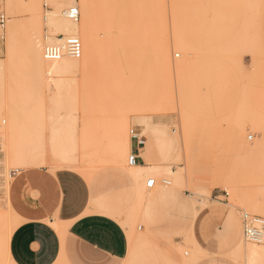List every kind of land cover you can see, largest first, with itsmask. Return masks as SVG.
Segmentation results:
<instances>
[{
  "label": "rangeland",
  "instance_id": "obj_1",
  "mask_svg": "<svg viewBox=\"0 0 264 264\" xmlns=\"http://www.w3.org/2000/svg\"><path fill=\"white\" fill-rule=\"evenodd\" d=\"M4 1L0 0V12L7 18L6 25L12 16L25 24L19 35L24 47L35 33V27L26 25L25 0H13L11 14ZM39 1L40 33L46 36L51 30L43 17L50 11V2ZM95 1L100 12L111 0ZM150 1L152 11L149 4L146 9L143 4L139 12L134 9L137 25L125 30V42L116 47V58H110L111 45L110 50L101 47L102 53L93 62L95 71L103 73L86 76L78 70L65 76L72 87L57 103L51 101L53 84H45L50 77L39 79L30 70L24 71L26 62L19 63L17 71L1 75L0 147L3 128L13 114L23 147L46 150L50 129L69 131L77 143L74 155L80 169L93 174L116 167L123 172L122 166L131 171L139 165H128L130 150L125 163L111 162V150L123 133L130 143H138L145 131L139 120L147 119L152 126L146 132L166 129L177 143L171 148L163 146L164 154L162 144H154L159 145V153L152 150L150 159L139 154L144 167L163 175L147 188L145 181L152 175L142 174L139 181L145 198L137 202L135 195L119 215L129 238L128 255L121 264H184L194 257L193 252L197 258L192 264L209 257L245 264L237 251L239 243L264 247V243L246 242L241 228L245 213L264 218V0ZM75 3L80 8V0ZM101 28L96 29L101 40L109 31L114 32H109V38L118 33L111 25L107 32ZM177 30L183 34L179 45L174 41ZM5 56L4 35L0 62ZM182 60L188 67L177 74L174 65ZM41 168L56 171L70 167H60L48 158L37 165L16 166L5 161L0 152V247L5 243L4 249L0 248V264H15L9 242L20 224L8 204L10 174ZM168 169L174 174L166 184ZM128 180L136 185L137 193V183ZM234 187L238 191L229 192ZM212 234L219 239L212 241ZM194 246L201 252H195ZM55 264L66 262L59 258Z\"/></svg>",
  "mask_w": 264,
  "mask_h": 264
},
{
  "label": "bare ground",
  "instance_id": "obj_2",
  "mask_svg": "<svg viewBox=\"0 0 264 264\" xmlns=\"http://www.w3.org/2000/svg\"><path fill=\"white\" fill-rule=\"evenodd\" d=\"M94 1L95 0H80V4H79L80 8H78L79 20L77 22H72L66 19L65 11L69 9L70 7H77L75 0H69V3H65L62 0H49L50 11L47 13L46 16L43 17V22L45 23L47 29L51 30V32H49V34L46 36H42L40 33V25H41L40 1L39 0H25L24 7H25L26 12L29 15L28 20H26L27 22L26 25L32 26L33 29L35 27L34 29L35 33H33L34 35L29 38L25 46L23 45L24 47H22L21 44H19V38H20L19 35L25 29L24 28L25 24L20 22L19 20L18 21L13 20L12 18L13 16L10 18V20H8V24L6 25V28L4 30L6 56H5V60L0 62V76L3 75L5 72L12 73L14 71H17V69H19L18 66H21L22 63L26 62L27 65H25V63L24 65L27 66V68L23 69L24 71L28 72V70H30L32 72L31 74L36 75L39 79H43L42 77L44 75L50 77V78H47V81L45 82V84L48 85L49 82L53 84L54 95H52L51 101L57 103L62 93L63 92L65 93L67 89L72 87L71 80H69L65 76L71 75L79 71L80 73H82V75H86V76H89L90 74H93L94 72H95L94 74H96V72L99 74L103 73V71H95V63L93 62L95 61L94 59H96L102 53L100 52L101 47L103 50L107 46L110 47L111 45V47L114 48V51H112L111 53L112 57L110 58H116L119 54V51L117 50V48L125 42V38L123 35L125 30L130 27L132 28L134 25H137V23L134 22V18H135L134 9L136 8V10L139 12L143 4H144L145 9L147 5L149 4L148 7L152 11V8L150 7L152 1L150 0L149 1L147 0H143V1L142 0H111L108 3V5H106L107 7L106 10H103V11L101 10L100 12H99L100 9H98L99 6H97L95 4L96 1L95 2ZM4 5L9 14H11V10L15 9L13 0H5ZM103 14H105L107 17L106 16L103 17ZM106 20H107V23L109 22L111 27L115 31L118 32L117 33L118 36L116 35L115 38L112 34L113 39L112 37L109 38V32L110 34L114 32L105 30V29L110 28V25H107ZM100 21H102V23L105 22L106 24L104 23L102 26V23ZM138 24L140 25V23ZM156 24L157 22H155L154 26H156ZM104 25H107V26H104ZM98 27L99 29L101 27L102 28L105 27L103 28V30H105L106 32L109 31L108 33L104 34L105 36L103 40L98 38V35L96 32V29H98ZM59 35L63 36V38L75 36L79 40H81L80 41L81 54L79 55L78 58L70 57L66 53H64L63 56H61L58 60L52 61V62L46 61L43 58V54H42L43 43L49 44V43L56 42L58 39L55 36H59ZM156 38H157V34H155V41H157ZM42 40H44L43 43H42ZM174 41L176 42V38H174ZM20 46L23 49L21 48L19 49ZM111 47L110 48L107 47V48L110 50ZM181 51L184 54L185 50L182 49ZM163 57L164 56H162V58ZM163 59L165 60L166 58H163ZM183 61L185 60H182L177 65H174V68H175L174 70L177 72V74H181L182 71H184L185 65L187 66V64ZM19 63L21 64L19 65ZM21 68L23 67H20V69ZM56 103L54 104L57 105ZM146 122H150V121L147 119L139 120V126L145 127V131L140 133L139 140H138L139 154H141L144 157L149 158L152 150L157 149V152L159 153L158 147L161 144L162 145L160 147L163 150L161 154H164V151L167 152L166 150H164L163 146L167 145V147L171 148L173 144L176 145L177 139L173 137H169L166 129H156L153 132H146V130L150 128V126H152L151 123L148 124ZM17 129L18 128L16 125V118L14 117L13 114L12 115L10 114L8 116V124L3 128L4 135L2 136L4 139H3L2 146L0 147V152L4 154L5 161H9L16 166L23 167V166H30V165L33 166L34 164L37 165L39 163L44 162L48 158L49 160H51V162H56L57 164H59L60 167L68 166L72 169L77 170L86 179H88L92 175V171L83 170V169H80L79 167L78 160L76 159L74 155L78 149L76 148L77 146H75L77 143L75 141V138H73V133H69L68 131L69 133L68 134V133L63 132L62 130H57V129L52 128L50 129V132H49L48 144H47V147L45 148L46 150H38V151L35 150L34 151V149L31 150L32 148L29 149V148L21 146L19 139H18ZM122 135L123 136H120L118 139L117 147L114 146L111 150V156H110L111 158L109 159L113 163H115L116 161L118 163H125L126 156L128 155V152L130 150L129 136L126 133H123ZM156 139H157V142H155ZM156 143L159 145H154ZM170 153L172 154L173 152L170 151L169 154ZM101 157L102 156H100V159ZM100 159L96 158L95 160H97L98 163H103V162H100L101 161ZM159 169L160 168H158V170ZM130 170H131L130 172L133 174V176L137 180L140 179L142 174H145V175L150 174L152 175V178L150 179L156 182L155 180L158 179L160 175L162 174L161 171L153 172V170L148 167L137 166V167H132ZM173 174L174 173L170 171L169 169L165 170L166 179L164 180V182L166 184L168 182H172L170 178L173 176ZM147 180L145 181V183L147 182ZM229 192L232 193L233 189H231V191ZM144 198H143L142 191L141 190L138 191V194H137L138 201L137 202H140ZM125 225L128 226V224L126 223ZM63 231L64 229H62V231L60 232L62 235L60 237H63V234L65 232ZM242 243L243 242H241L238 245L237 251H239L238 252L239 255L240 253L242 254L240 258L243 257L245 262L243 260L242 261L245 264H263L264 263V247L263 246L245 245L242 247ZM4 244H2V247L3 246L5 247ZM2 247L0 248L4 249V247L3 248ZM195 250H196L195 252H198L199 249L197 250V247H196ZM3 251L4 250H2V252ZM194 254L196 255L197 253L193 252V255ZM195 255L192 258L189 257L192 259V261L191 259L189 260L185 259L186 264H192V262H195L197 258L195 257Z\"/></svg>",
  "mask_w": 264,
  "mask_h": 264
},
{
  "label": "crops",
  "instance_id": "obj_3",
  "mask_svg": "<svg viewBox=\"0 0 264 264\" xmlns=\"http://www.w3.org/2000/svg\"><path fill=\"white\" fill-rule=\"evenodd\" d=\"M130 152L137 157V165L144 167L137 141L131 140ZM121 168L123 172L116 167L99 169L88 179L71 168L11 173L8 204L20 221L9 242L13 262L55 264L61 257L66 264L124 262L129 238L119 215L134 201L141 182ZM125 176L137 183V193L136 185ZM237 191L234 187L232 193ZM210 239L219 238L212 234ZM198 264L229 263L209 257Z\"/></svg>",
  "mask_w": 264,
  "mask_h": 264
},
{
  "label": "built area",
  "instance_id": "obj_4",
  "mask_svg": "<svg viewBox=\"0 0 264 264\" xmlns=\"http://www.w3.org/2000/svg\"><path fill=\"white\" fill-rule=\"evenodd\" d=\"M65 17L69 21L77 22L79 20L78 8L70 7L67 9L65 11ZM6 22L7 18L5 14L0 12V45L4 41ZM64 53L70 57L78 58L81 54L80 40L75 36L60 38L56 42L46 44L42 51L43 58L49 62L58 60L61 56H63ZM136 163L137 157L133 154H130L128 158V165L132 166ZM154 183L155 182L152 179H148L145 186L147 188H152ZM241 228L242 237L246 242L253 244L264 243V218L245 213L241 216Z\"/></svg>",
  "mask_w": 264,
  "mask_h": 264
},
{
  "label": "snow or ice",
  "instance_id": "obj_5",
  "mask_svg": "<svg viewBox=\"0 0 264 264\" xmlns=\"http://www.w3.org/2000/svg\"><path fill=\"white\" fill-rule=\"evenodd\" d=\"M165 8H167V4L164 5ZM183 40V34L181 31L177 30L176 32V42L179 45Z\"/></svg>",
  "mask_w": 264,
  "mask_h": 264
}]
</instances>
